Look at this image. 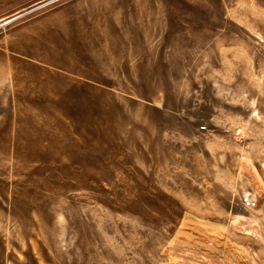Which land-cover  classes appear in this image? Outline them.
<instances>
[{
	"label": "rangeland",
	"instance_id": "1",
	"mask_svg": "<svg viewBox=\"0 0 264 264\" xmlns=\"http://www.w3.org/2000/svg\"><path fill=\"white\" fill-rule=\"evenodd\" d=\"M262 234L264 0H0V264H264Z\"/></svg>",
	"mask_w": 264,
	"mask_h": 264
},
{
	"label": "crops",
	"instance_id": "2",
	"mask_svg": "<svg viewBox=\"0 0 264 264\" xmlns=\"http://www.w3.org/2000/svg\"><path fill=\"white\" fill-rule=\"evenodd\" d=\"M249 217V216H248ZM234 227V226H233ZM234 228H236V227H234ZM261 228V227H260ZM236 229H238V227L236 228ZM239 230H241V229H239ZM224 231V230H223ZM243 231V230H242ZM221 233V235L220 236H215V234H220ZM262 233V232H261ZM262 235H264V234H262ZM208 239H210V241H212L214 244L215 243H224L226 240H227V238L225 237V235H224V232H220V229L219 228H212V227H209V232H208ZM234 254H235V256H236V259L237 260H239V261H242V262H244L246 259H247V257H246V255L245 254H243L242 253V251L241 250H238V249H234ZM251 260V259H250Z\"/></svg>",
	"mask_w": 264,
	"mask_h": 264
}]
</instances>
